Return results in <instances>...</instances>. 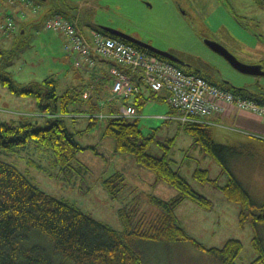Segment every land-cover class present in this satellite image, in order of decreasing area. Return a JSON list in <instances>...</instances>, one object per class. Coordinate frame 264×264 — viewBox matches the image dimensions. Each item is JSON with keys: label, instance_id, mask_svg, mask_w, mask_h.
<instances>
[{"label": "rangeland", "instance_id": "obj_1", "mask_svg": "<svg viewBox=\"0 0 264 264\" xmlns=\"http://www.w3.org/2000/svg\"><path fill=\"white\" fill-rule=\"evenodd\" d=\"M54 10L76 18L80 31L88 37L99 27H110L175 55L192 67V73L221 88L228 82L232 92L246 89L260 94L264 92V77L236 70L206 41L220 44L243 64L264 65V0H0V122L46 127L51 115L43 113L36 95H21L5 80L11 79L17 90L48 80L56 86L58 118L65 121L83 148L67 169L58 164L51 149L34 139L23 149L0 150V160L16 166L43 192L70 202L116 231H123L124 208L136 209L142 223L150 225L162 212L152 199L169 202L179 191L157 182L154 172L139 164L133 154L119 153L116 140L106 136L109 106L121 107L124 99H114L109 76L101 83L97 79L120 65L106 58L99 60L93 72L75 68L73 57L65 50L64 36L44 28L45 17ZM10 21L15 28L6 31L2 27H8ZM141 87L146 103L136 106L135 117L128 120L139 125L145 138H153L148 153L166 156L173 169L212 203L202 207L185 200L175 212L179 224L206 248L221 249L229 240H240L243 248L236 264H253L260 257L255 237L264 245V223H253L254 216L262 215L261 210L226 199L220 187L228 183L230 173L202 150L182 122L168 120L172 108L164 99L165 92L156 95V90L144 83ZM74 90L87 92L90 98L69 102L68 113L63 115L62 97ZM230 160L231 166L235 157ZM238 163L248 167L244 161ZM197 169L207 170L211 179L218 180L217 185L196 180ZM117 173L124 181L114 196L105 180ZM263 188L257 185L253 192L261 197L254 199L257 207H264ZM132 247L142 253L144 264H219L191 242L166 244L137 239Z\"/></svg>", "mask_w": 264, "mask_h": 264}, {"label": "trees", "instance_id": "obj_2", "mask_svg": "<svg viewBox=\"0 0 264 264\" xmlns=\"http://www.w3.org/2000/svg\"><path fill=\"white\" fill-rule=\"evenodd\" d=\"M95 30L170 62L100 29ZM175 65L186 73L195 74L191 72L192 67L189 69ZM97 66L88 71H95ZM108 76L109 74L102 75L97 82L101 83ZM199 76L202 75L199 74ZM5 82L13 91L21 95L35 94L38 106L43 113L50 114L51 118L46 127H36L30 123L15 125L0 122V150L8 152L23 149L31 139H34L54 152L58 164L63 169L69 168L76 154L83 148L68 130L65 121L58 118L56 86L53 82L46 80L43 82L48 85L46 88L42 87L43 84L34 83L17 90L11 79H6ZM224 86L227 87L223 89L231 91L228 88L229 85ZM236 91L233 93L264 105V93L253 94L246 89ZM86 93L80 94L76 90L66 92L62 97V114L68 113L69 102L85 100ZM153 97L160 99L159 96ZM129 101L124 99L122 103L128 105ZM145 103L146 99L143 93H140L133 105L136 108V106H144ZM109 109L111 117L106 136H112L116 140L117 151L133 154L139 164L155 173L157 182L163 181L175 187L179 191L178 196L169 202L158 198L152 199V203L162 212L160 219L150 225L142 223L136 209H122L123 231L119 232L84 214L70 202L43 192L16 166L0 160V264H144L142 253L132 247V243L137 239L166 244L191 242L196 249L209 254L219 264H236V259L243 248L240 240H229L221 249L206 248L189 237L179 224L175 212L182 202L190 200L202 207H211V201L197 193L188 181L173 169L166 156L158 158L148 153V147L153 138H145L136 122L114 116L119 111L117 106L110 104ZM184 126L202 150L212 155L230 173L229 182L220 187L226 198L252 210L260 209L262 215L254 216L253 223L263 224L264 207H257L258 204L229 167L230 159L235 156L234 151L227 146L216 144L211 131L206 126L196 123H187ZM194 178L203 183L217 185L218 182L217 179L209 177L207 170L197 169ZM123 181V176L117 173L106 179L105 185L108 191L116 196L121 190ZM242 216L245 215L242 214ZM254 245L260 252V257L253 264H264L262 239L255 237Z\"/></svg>", "mask_w": 264, "mask_h": 264}, {"label": "built area", "instance_id": "obj_3", "mask_svg": "<svg viewBox=\"0 0 264 264\" xmlns=\"http://www.w3.org/2000/svg\"><path fill=\"white\" fill-rule=\"evenodd\" d=\"M13 24L10 21L8 27L2 28L6 31L14 30ZM44 28L64 36L65 50L73 57L75 68L92 70L100 59L106 58H111L120 65L109 71V76L113 79L112 92L115 100L135 99L141 93L144 83L148 88L156 90L157 95L160 92L166 93L165 99L179 114L178 120L184 125L201 124L203 118L224 112L226 103L264 116V105L225 90L202 76L186 73L174 63L163 61L97 30H93L91 37L84 35L77 20L55 13L46 20ZM84 98H89L88 93ZM135 115L133 103H122L114 116L128 119ZM171 119L173 117L169 116L168 120Z\"/></svg>", "mask_w": 264, "mask_h": 264}, {"label": "crops", "instance_id": "obj_4", "mask_svg": "<svg viewBox=\"0 0 264 264\" xmlns=\"http://www.w3.org/2000/svg\"><path fill=\"white\" fill-rule=\"evenodd\" d=\"M50 16H46L45 20ZM169 114L179 121L176 111L171 109ZM201 124L211 131L216 144L227 146L234 151L235 162L230 166V160L229 167L250 195H256V198H252L258 201L261 197L253 192L257 185L264 186V116L226 103L224 112L203 118ZM239 160L247 163L248 167L239 163L237 166Z\"/></svg>", "mask_w": 264, "mask_h": 264}, {"label": "water", "instance_id": "obj_5", "mask_svg": "<svg viewBox=\"0 0 264 264\" xmlns=\"http://www.w3.org/2000/svg\"><path fill=\"white\" fill-rule=\"evenodd\" d=\"M55 12H57V11L54 10L49 15H52ZM99 29L106 32L107 34H110L112 36H115L117 38L125 40L131 44H134L140 48H143L147 51H150L157 56L165 58V59L169 60L171 63L180 65L183 68H189V69L191 68V66L187 65L185 62L180 60L175 55H173L169 52H166V51L158 50V49L154 48L152 45H150L149 43L143 42L136 37L130 36L128 34H125L121 31H118V30L110 28V27H99ZM206 45L208 47H210L214 52L219 54L220 56H223L232 65V67H234L236 70L240 71L241 73H244L247 75L264 77V72L262 71L261 66H250V65L243 64L235 56H233L229 51H227L223 46H221L220 44H218L216 42L206 41ZM223 84L230 86V84L228 82H224Z\"/></svg>", "mask_w": 264, "mask_h": 264}, {"label": "flooded vegetation", "instance_id": "obj_6", "mask_svg": "<svg viewBox=\"0 0 264 264\" xmlns=\"http://www.w3.org/2000/svg\"><path fill=\"white\" fill-rule=\"evenodd\" d=\"M262 67V71L264 72V65H260ZM264 93V92H263Z\"/></svg>", "mask_w": 264, "mask_h": 264}]
</instances>
